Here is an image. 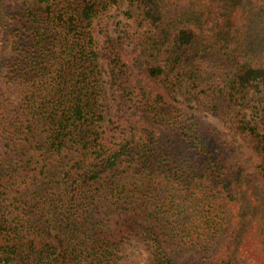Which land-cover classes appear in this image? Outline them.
Segmentation results:
<instances>
[{
  "label": "trees",
  "instance_id": "trees-1",
  "mask_svg": "<svg viewBox=\"0 0 264 264\" xmlns=\"http://www.w3.org/2000/svg\"><path fill=\"white\" fill-rule=\"evenodd\" d=\"M117 1L0 0V264H264V0Z\"/></svg>",
  "mask_w": 264,
  "mask_h": 264
},
{
  "label": "rangeland",
  "instance_id": "rangeland-1",
  "mask_svg": "<svg viewBox=\"0 0 264 264\" xmlns=\"http://www.w3.org/2000/svg\"><path fill=\"white\" fill-rule=\"evenodd\" d=\"M127 12L130 14L129 17L126 14ZM136 12L137 10L134 4L130 3L129 0H118L115 4H112L105 13L99 14L92 22L95 40L101 44L107 35H117V31L122 30L131 31L132 20ZM203 116L206 120L216 126L226 140L239 147V150L248 162L254 163L256 161V158L253 156L247 142L233 132V129L227 121L221 120L220 118L208 113L203 114ZM110 141L116 142L117 140L112 139ZM106 217H110L111 220L114 219L112 214H108ZM242 250L250 257L252 264H261L259 256L252 253L250 245L246 242L243 244ZM126 251L130 256L128 260L129 262L126 264H130L137 255L135 246H128Z\"/></svg>",
  "mask_w": 264,
  "mask_h": 264
}]
</instances>
